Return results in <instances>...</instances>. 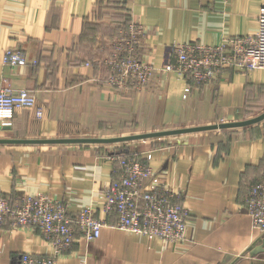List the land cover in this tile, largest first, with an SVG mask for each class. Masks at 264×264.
<instances>
[{"label":"crops","instance_id":"0c3cea01","mask_svg":"<svg viewBox=\"0 0 264 264\" xmlns=\"http://www.w3.org/2000/svg\"><path fill=\"white\" fill-rule=\"evenodd\" d=\"M263 6L264 0H0V89L30 90L43 110L41 119L17 110L10 127L0 123V139L85 137L98 128L107 136L118 124L174 129L242 121L236 118L248 107L263 113L264 70L230 69L214 84L187 92L183 77L161 69L176 41L217 45L254 37ZM124 13L144 27L140 54L157 69L144 89L105 83ZM9 47L22 50L26 66L3 63ZM108 145L0 144V192L13 201L49 195L64 201L72 216L91 207L114 224L102 211L104 189L117 177L110 157L135 152L152 167L154 183L184 192L182 203L191 211L187 240L164 244L104 227L87 242L75 227L59 264H230L264 236L244 205L248 188L264 180V120L131 148ZM23 253L45 257L53 248L41 231L8 218L0 228V264H20ZM235 264H264V253Z\"/></svg>","mask_w":264,"mask_h":264},{"label":"built area","instance_id":"2783aa9c","mask_svg":"<svg viewBox=\"0 0 264 264\" xmlns=\"http://www.w3.org/2000/svg\"><path fill=\"white\" fill-rule=\"evenodd\" d=\"M258 23L254 37H236L217 45L176 41L170 46L161 69L183 77L189 85L187 90L194 84H214L230 69L245 73L264 70V6L258 15ZM144 35V27L130 21L113 42V51L107 58L110 69L107 81L111 85L119 89L130 83L143 86L154 76L156 67L140 54ZM3 63L23 67L28 62L22 50L11 47L5 50ZM22 108L33 111L36 119L43 117L36 96L27 89H0L2 127H10L15 112ZM110 159L118 165L117 177L104 189L102 211L106 218H116L114 224L97 217L91 207L72 216L64 201L49 195L24 194L13 201L0 192V228L11 218L13 226L41 231L53 248V253L45 257L23 253L20 264H59L58 257L74 241L75 227L87 242L98 239L104 227L157 238L164 244H180L187 240L191 211L182 203L184 192L154 183L153 169L140 155L114 154ZM244 205L254 227L264 234V180L248 188Z\"/></svg>","mask_w":264,"mask_h":264},{"label":"water","instance_id":"95a60500","mask_svg":"<svg viewBox=\"0 0 264 264\" xmlns=\"http://www.w3.org/2000/svg\"><path fill=\"white\" fill-rule=\"evenodd\" d=\"M264 120V112L256 117L242 121L216 123L212 125L195 126L190 128H180L175 130H165L160 132H150L131 136H121L115 138H55V139H0V144H111L118 142H127L139 139L165 137L171 135H181L193 132L211 131L217 129H233L244 128L254 125ZM260 253H264V236L261 235L241 256H238L230 264H235L240 257L249 254L254 257Z\"/></svg>","mask_w":264,"mask_h":264},{"label":"rangeland","instance_id":"374dc122","mask_svg":"<svg viewBox=\"0 0 264 264\" xmlns=\"http://www.w3.org/2000/svg\"><path fill=\"white\" fill-rule=\"evenodd\" d=\"M98 9H99V7L98 8H96V12H98ZM99 12H100V10H99ZM123 12H125V11H123ZM124 16H125V20H124V22L126 23L125 24V26H124V28L130 23V20H129V16H128V13H124ZM90 30H92L91 28H90ZM122 30H124V29H122ZM119 35H120V33H119ZM141 47V46H140ZM9 48H11V47H9ZM168 50H170V46H169V48H168ZM165 63H166V61H165ZM164 63V64H165ZM5 65H7V64H5ZM8 66H10V65H8ZM11 67H14V66H11ZM109 72H110V69H109ZM155 74H156V72H155ZM154 74V75H155ZM108 75H109V73H108ZM153 79H154V77H151L148 81V83L147 84H144L143 86L141 85V86H137L136 84H132V85H135V87H137V88H142V89H144V88H147L148 86H149V84L153 81ZM106 85L109 87V88H112V89H118L119 90V88H118V86H113V84L111 85L108 81H107V79H106ZM129 85H131V83L130 84H128L127 86H129ZM192 86H198V85H192ZM192 86H191V88H192ZM200 86H203V85H200ZM200 86H198V87H200ZM189 87V85H188V83H187V88ZM13 90V89H12ZM19 90H22V89H19ZM19 90H14V91H19ZM26 90V89H25ZM29 92H31L30 90H28ZM189 90H187V92H188ZM32 94H34L33 92H31ZM35 95V94H34ZM36 96V95H35ZM22 109H27V108H22ZM261 110H259L258 108L257 109H254V108H247V109H245V111L241 114V116H240V118H236V120H243V119H247V118H252V117H255L256 115H258V114H260L261 112H260ZM224 120H221L220 122H215V124L216 123H221V122H223ZM118 124V123H117ZM121 124H118V126L116 127L115 126V122H113L112 123V127H114L115 126V128L114 129H112L111 131H110V133L109 134H107V136H106V134H104V135H102V134H100V133H104V131H103V128H98V129H96V130H92L91 131V134H89L88 136H85V137H72V138H89V137H91V138H94V137H96V138H115V137H121V136H131V135H137V134H144V133H150V132H160V131H165V130H175V129H180V128H190V127H177V128H174V129H144V128H139L138 126H135L134 124H129L128 126H120ZM205 125H212V124H205ZM197 126H203V124H199V125H197ZM195 127V126H194ZM95 129V128H94ZM94 131H96V132H94ZM183 135H186V134H181V135H171V136H165V137H156V138H147V139H139V140H133V141H127V142H118V143H111V144H109L108 146H110V145H114V146H116V147H118V146H120V147H129V148H131L132 146H137L138 144H140L141 142H149V141H157V140H161V139H163V138H177V137H180V136H183ZM111 136H113V137H111ZM101 145V144H100ZM126 147V148H127ZM132 154H135L136 156L137 155H140V154H138V153H135V152H133ZM141 156V155H140ZM247 210V209H246ZM248 212V211H247ZM69 213V212H68ZM70 214V213H69ZM71 215V214H70ZM189 220V219H188ZM257 229V228H256Z\"/></svg>","mask_w":264,"mask_h":264},{"label":"trees","instance_id":"16d2710c","mask_svg":"<svg viewBox=\"0 0 264 264\" xmlns=\"http://www.w3.org/2000/svg\"><path fill=\"white\" fill-rule=\"evenodd\" d=\"M128 154H132V153H128Z\"/></svg>","mask_w":264,"mask_h":264}]
</instances>
